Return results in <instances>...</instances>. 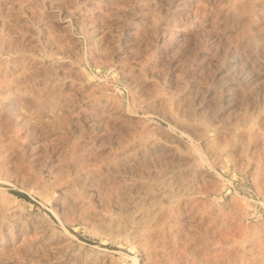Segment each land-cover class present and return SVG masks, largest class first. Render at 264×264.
Masks as SVG:
<instances>
[{"label":"rangeland","instance_id":"rangeland-1","mask_svg":"<svg viewBox=\"0 0 264 264\" xmlns=\"http://www.w3.org/2000/svg\"><path fill=\"white\" fill-rule=\"evenodd\" d=\"M0 264H264V1L0 0Z\"/></svg>","mask_w":264,"mask_h":264},{"label":"bare ground","instance_id":"bare-ground-1","mask_svg":"<svg viewBox=\"0 0 264 264\" xmlns=\"http://www.w3.org/2000/svg\"><path fill=\"white\" fill-rule=\"evenodd\" d=\"M264 1V0H263ZM168 103V102H167ZM167 110H169L170 111V106H169V104H167L166 106H164ZM116 111L114 110V111H112V112H108L107 113V115H108V117L109 118H118V117H120V115H118V113H115Z\"/></svg>","mask_w":264,"mask_h":264}]
</instances>
